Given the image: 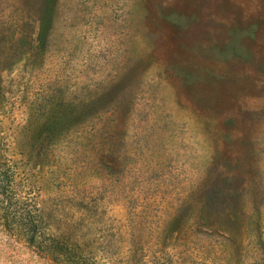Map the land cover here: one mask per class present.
I'll return each mask as SVG.
<instances>
[{"label":"rangeland","instance_id":"rangeland-1","mask_svg":"<svg viewBox=\"0 0 264 264\" xmlns=\"http://www.w3.org/2000/svg\"><path fill=\"white\" fill-rule=\"evenodd\" d=\"M3 161L87 263L264 264V0H0Z\"/></svg>","mask_w":264,"mask_h":264},{"label":"trees","instance_id":"trees-1","mask_svg":"<svg viewBox=\"0 0 264 264\" xmlns=\"http://www.w3.org/2000/svg\"><path fill=\"white\" fill-rule=\"evenodd\" d=\"M16 177L14 163L0 162V223L56 263L93 264L80 259L77 248L49 231L32 195L17 188Z\"/></svg>","mask_w":264,"mask_h":264}]
</instances>
